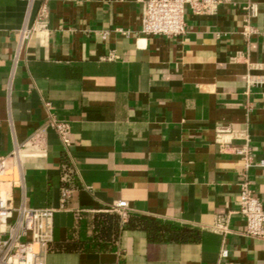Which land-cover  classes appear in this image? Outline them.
I'll list each match as a JSON object with an SVG mask.
<instances>
[{
	"label": "crops",
	"instance_id": "0c3cea01",
	"mask_svg": "<svg viewBox=\"0 0 264 264\" xmlns=\"http://www.w3.org/2000/svg\"><path fill=\"white\" fill-rule=\"evenodd\" d=\"M143 1L0 0V193L56 210L46 264H264L236 213L246 177L264 204V0L187 6L178 36L143 34ZM44 3L47 41L21 45Z\"/></svg>",
	"mask_w": 264,
	"mask_h": 264
},
{
	"label": "built area",
	"instance_id": "2783aa9c",
	"mask_svg": "<svg viewBox=\"0 0 264 264\" xmlns=\"http://www.w3.org/2000/svg\"><path fill=\"white\" fill-rule=\"evenodd\" d=\"M220 0H144L141 32L146 35L178 36L186 31L185 14L187 6L196 12H206L215 7ZM49 8L44 3L36 19L31 25L19 30L21 45L32 38H40L41 43L47 41ZM120 31H123L120 29ZM124 32V31H123ZM50 106V102H46ZM48 123L55 128L63 143L70 145L71 124L50 115ZM235 136V131L218 128L217 142L222 147L228 146L226 136ZM226 137V138H225ZM241 156L244 167L249 169L254 164V154L246 142L243 146L234 147ZM20 155L19 151L15 153ZM264 166V160L260 162ZM4 172L0 160V177ZM71 196V190L61 191V205L64 206ZM113 210L122 217H127L128 202L118 201ZM55 209L49 207L34 208L24 203L15 204L11 191L0 193V264H46L43 252L53 240ZM244 219V233L247 236L264 240V204L251 187V180L246 177L241 183L240 206L236 211ZM231 214L217 217L213 230L219 233L230 231ZM222 256H228V250H222ZM100 264H119L104 262Z\"/></svg>",
	"mask_w": 264,
	"mask_h": 264
},
{
	"label": "trees",
	"instance_id": "16d2710c",
	"mask_svg": "<svg viewBox=\"0 0 264 264\" xmlns=\"http://www.w3.org/2000/svg\"><path fill=\"white\" fill-rule=\"evenodd\" d=\"M144 227L150 233V232H152L153 228L157 227V222L147 223ZM174 238H177V236H174Z\"/></svg>",
	"mask_w": 264,
	"mask_h": 264
}]
</instances>
